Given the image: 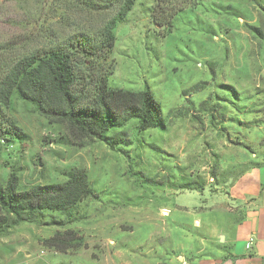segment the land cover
Returning <instances> with one entry per match:
<instances>
[{
  "label": "rangeland",
  "instance_id": "rangeland-1",
  "mask_svg": "<svg viewBox=\"0 0 264 264\" xmlns=\"http://www.w3.org/2000/svg\"><path fill=\"white\" fill-rule=\"evenodd\" d=\"M111 14L75 0H0V65L43 40L48 28L63 35L96 30ZM248 25L264 33V0H136L114 30L108 84L150 91L163 125L139 130L132 119L113 126L107 135L123 138L115 148L75 137L14 96L0 107V129L23 137L0 144V183L9 171L18 189L58 183L64 170L84 167L98 194L70 211L72 222L47 212L44 221L64 225L24 222L1 233L0 264L186 260L225 217L219 208L194 206L220 201L244 160L264 152V38ZM69 229L74 249L45 245Z\"/></svg>",
  "mask_w": 264,
  "mask_h": 264
},
{
  "label": "trees",
  "instance_id": "trees-1",
  "mask_svg": "<svg viewBox=\"0 0 264 264\" xmlns=\"http://www.w3.org/2000/svg\"><path fill=\"white\" fill-rule=\"evenodd\" d=\"M135 1L75 0L77 6L89 12L112 14L96 30L76 29L63 35L48 28L41 36L43 40L0 65V107H9L14 96L31 104L49 122L65 124L75 137L100 140L111 148L123 139L119 134L107 135L113 126H124L132 119L139 130L163 125L160 104L150 91L108 84L114 63L108 62L115 41L114 30ZM247 28L264 38L260 27ZM0 134V144L12 143L16 137L23 139L8 129H0ZM63 173L66 178L63 182L18 189L17 175L9 171L5 182L0 183V234L24 222L64 225L63 220L44 221L47 212L65 214L67 222H72L73 208L86 199L98 197L84 167H72ZM76 236L69 229L56 232L44 243L65 253L74 249L72 240Z\"/></svg>",
  "mask_w": 264,
  "mask_h": 264
},
{
  "label": "crops",
  "instance_id": "crops-1",
  "mask_svg": "<svg viewBox=\"0 0 264 264\" xmlns=\"http://www.w3.org/2000/svg\"><path fill=\"white\" fill-rule=\"evenodd\" d=\"M244 161L247 165L220 189V201L194 206L205 212L219 208L225 217L190 247L186 260L179 258L180 264H264V152L258 156L255 151ZM192 222L201 225L199 216Z\"/></svg>",
  "mask_w": 264,
  "mask_h": 264
},
{
  "label": "built area",
  "instance_id": "built-area-1",
  "mask_svg": "<svg viewBox=\"0 0 264 264\" xmlns=\"http://www.w3.org/2000/svg\"><path fill=\"white\" fill-rule=\"evenodd\" d=\"M252 241H253V239H252V238H250V239H249V241H248V243L246 244V247H247V248H249V247L251 246V244H252Z\"/></svg>",
  "mask_w": 264,
  "mask_h": 264
}]
</instances>
